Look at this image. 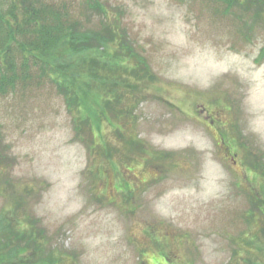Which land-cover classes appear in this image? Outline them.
Instances as JSON below:
<instances>
[{
	"label": "rangeland",
	"instance_id": "rangeland-1",
	"mask_svg": "<svg viewBox=\"0 0 264 264\" xmlns=\"http://www.w3.org/2000/svg\"><path fill=\"white\" fill-rule=\"evenodd\" d=\"M91 2L104 14L86 0L1 2L61 21L69 7L133 52L112 41L121 66L76 105L41 65L19 70L12 43L0 242L14 228L34 247L9 263L264 264V0Z\"/></svg>",
	"mask_w": 264,
	"mask_h": 264
},
{
	"label": "trees",
	"instance_id": "trees-1",
	"mask_svg": "<svg viewBox=\"0 0 264 264\" xmlns=\"http://www.w3.org/2000/svg\"><path fill=\"white\" fill-rule=\"evenodd\" d=\"M2 1L5 0H0V71L6 68V64L8 67L15 64L11 55L13 53L11 47L14 42L19 53V57L17 56L19 58L17 63H20L19 70H27L32 66L41 65L56 84L63 87L69 98L72 95L73 103L75 102L76 105L80 104V95L88 90L85 83H94L95 81L97 85L98 82L102 83L105 78L111 77L113 73H111L110 67L112 69L111 64H117L115 61L118 56H112L108 46L112 41L116 42L118 39L113 35L115 32L108 28L106 23L103 26V35L91 32L86 25L82 28L81 25L76 24V21L70 17L68 6L67 12L66 6L61 9L63 13H67L66 18L64 17V20L61 21L54 20L55 16L29 5L23 8L11 5L3 11ZM86 3H89L90 9L104 14L101 5H94L91 0H86ZM40 14L45 17H40ZM120 43L121 48H127L129 54H133L127 44H123L121 41ZM76 69L79 72L75 71ZM10 72L15 71L10 70ZM106 89L104 88L105 91ZM103 95L104 101H106L108 96L104 91ZM260 206V204H255V209L260 211ZM0 223L2 224V221ZM14 230L11 228L7 234L3 235L0 242V264H12L9 263V260L16 256L17 250L26 251V249L34 247L33 236L29 232L17 234L14 233ZM2 232L3 228L0 227L1 235ZM22 237L26 238L20 244ZM4 245H7L5 250ZM31 258L36 260L35 255H32Z\"/></svg>",
	"mask_w": 264,
	"mask_h": 264
}]
</instances>
